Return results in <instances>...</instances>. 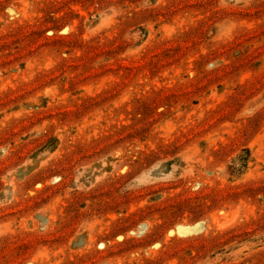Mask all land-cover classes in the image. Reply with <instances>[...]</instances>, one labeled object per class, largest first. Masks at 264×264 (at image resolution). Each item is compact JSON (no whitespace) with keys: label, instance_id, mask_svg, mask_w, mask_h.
<instances>
[{"label":"rangeland","instance_id":"1","mask_svg":"<svg viewBox=\"0 0 264 264\" xmlns=\"http://www.w3.org/2000/svg\"><path fill=\"white\" fill-rule=\"evenodd\" d=\"M0 264H264V0H0Z\"/></svg>","mask_w":264,"mask_h":264}]
</instances>
